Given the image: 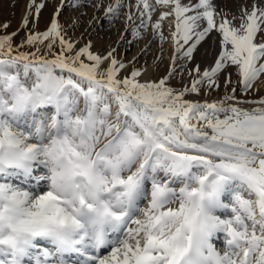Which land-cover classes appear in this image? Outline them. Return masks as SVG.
Instances as JSON below:
<instances>
[{
  "label": "snow or ice",
  "instance_id": "6c2138e0",
  "mask_svg": "<svg viewBox=\"0 0 264 264\" xmlns=\"http://www.w3.org/2000/svg\"><path fill=\"white\" fill-rule=\"evenodd\" d=\"M63 6L34 31L45 0H28L19 44L0 23V264H264V0L231 18L214 0H101L110 20L127 8L121 40L151 29L141 55L170 43L159 79L78 47Z\"/></svg>",
  "mask_w": 264,
  "mask_h": 264
},
{
  "label": "rangeland",
  "instance_id": "374dc122",
  "mask_svg": "<svg viewBox=\"0 0 264 264\" xmlns=\"http://www.w3.org/2000/svg\"><path fill=\"white\" fill-rule=\"evenodd\" d=\"M220 1L221 0H214L220 10L228 13ZM27 2L28 0H0V23H9L10 26L7 29L9 33L18 31V35L14 37V42L16 44L21 42L27 31L19 30L20 20L25 12ZM110 2L111 0H103L105 7ZM128 2L129 0H125L126 5ZM72 3L73 0H63L64 6L59 16V22L67 33V37L75 40L78 47L90 41L92 45L91 50L94 52H105L111 48H116L117 57L130 63V66L131 62H133V58L137 57L138 59L135 61V65L142 68L147 67L149 70V79H159L160 76L165 74L170 63L171 55V46L167 47V41L163 43L162 48L159 40L154 41L151 44L150 50L146 54L141 55V50L151 39L150 28L147 32H144L140 39L133 38L129 31L126 34L127 39L121 40V36L125 34L123 12L127 11V8L122 10L119 17L110 20L104 16L103 8L97 11L94 7L96 4L101 3V0H85L87 6L79 8H73ZM60 5L61 0H45V7L40 14L38 23L35 24L34 31H44L56 8ZM156 15L157 14H153V21L156 19ZM229 18H231L230 15ZM30 27H32V25H30ZM163 31L165 35L168 34L169 20L167 19L163 22ZM3 32L4 30L0 29V34H3ZM129 41L133 42L129 43ZM168 45H170V43ZM23 50L27 51L29 47L25 45ZM161 54L162 59L157 61L156 57ZM263 79L264 78H262V80ZM188 81L187 68H185L182 72H178L172 79L171 84L179 88ZM259 87L260 91L258 93H251L252 96H264L263 86L259 85ZM219 94L220 93L214 92L212 96L217 98ZM201 95H203V93H201ZM238 95L242 94L238 93ZM224 211L225 210H220V213L223 214ZM215 244L218 248L222 249L224 247L223 234L217 236Z\"/></svg>",
  "mask_w": 264,
  "mask_h": 264
},
{
  "label": "bare ground",
  "instance_id": "6f19581e",
  "mask_svg": "<svg viewBox=\"0 0 264 264\" xmlns=\"http://www.w3.org/2000/svg\"><path fill=\"white\" fill-rule=\"evenodd\" d=\"M220 2L222 3L223 7L226 8V11L229 13L231 17V14L237 11L238 6H244V5L250 4L252 0H221ZM168 44L169 42L166 44L167 47L171 46ZM213 51H215V45L213 44L212 39L208 38L207 42L204 43L202 46H200L198 52L195 53V63L203 64L204 67H207L208 62L211 61L212 57L210 54L206 55V53H211ZM143 78L149 79V70L147 71L146 77H143ZM259 85L263 86V91H264V79L260 82ZM187 98L194 99V100H201V101L206 99L204 95H200V96L191 95V96H188ZM212 98L214 97L212 96Z\"/></svg>",
  "mask_w": 264,
  "mask_h": 264
}]
</instances>
